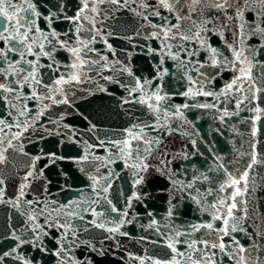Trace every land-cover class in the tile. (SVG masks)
<instances>
[{
  "label": "snow or ice",
  "instance_id": "6c2138e0",
  "mask_svg": "<svg viewBox=\"0 0 264 264\" xmlns=\"http://www.w3.org/2000/svg\"><path fill=\"white\" fill-rule=\"evenodd\" d=\"M122 11L132 13L139 21L134 35L110 30L107 22L116 20ZM58 20L69 25L67 31L54 27ZM141 34L145 41L158 42L155 48L139 45L141 50L147 47L146 54L160 58L152 79L136 76L109 43L112 38L132 44ZM212 36L220 38L221 46H213ZM100 43L105 45L103 52L96 47ZM61 52L68 53L69 63L57 58ZM169 60L172 65L165 66ZM225 71L231 72L232 78L217 89L215 84ZM90 73L119 84L127 93L121 105H140L150 117L140 120L133 116L135 122L123 130L121 139L107 141L116 149L107 162L120 159L132 171V194L125 198L122 208L117 207L108 197L116 173L108 172L99 180L89 176L91 196L95 198H87V208L75 201L58 205L41 196L27 199L26 189L32 180L43 176V169L38 167L41 156L29 157L25 152V141L31 142L32 133L39 128L48 131L42 118L54 106H71L69 93L91 81ZM171 76L185 84V90L174 95H182L191 103H169L172 97L164 92L163 83ZM100 91L106 92L107 88L101 87ZM200 97L205 100L201 102ZM192 108L213 110L225 127L232 117L250 113L241 121L251 129L247 133L248 150L238 151L233 166L240 167L235 172L224 163H216L207 170L218 173L216 177L194 172L191 179H179L175 171L169 170L172 161L161 153L163 168L157 167L156 171L171 184L166 190L168 208L160 219L147 212L148 224L140 225L156 240L141 236L136 242L165 247L171 257L162 261L148 255L147 250L143 256L129 252L127 264H264V216L256 225L249 206L255 190V178L250 181V174L257 165H264L259 139L264 130V0H76L74 12L69 11L66 0L50 6L40 0H0V165L14 161L17 154L28 157L14 198L7 196L6 177L0 169V204L10 206L23 218L18 221L23 228L9 222L0 232V240L12 242L7 249L0 247V264H38L34 256L24 252L25 247L55 257L56 264H93L91 256L77 257L75 250L87 248L103 256L107 242L119 249L121 237L132 239L125 229L137 220L132 212L134 202L143 199L139 188L152 167L148 157L163 145L165 132L172 135L176 131L173 122L190 123L185 110ZM63 119L61 115L48 122L59 125ZM105 143L101 140L97 146L104 147ZM191 145L199 151L197 140L192 139ZM245 156L248 162L241 165ZM59 158L53 153L50 159L54 162ZM93 159L103 158L86 151L77 163H91ZM183 159H188L187 152ZM214 160L222 158L215 156ZM206 183L209 187L204 188ZM44 192L48 193L47 187ZM185 199H190L207 218L180 226L173 223L179 207L174 201ZM76 207L82 211L76 212ZM85 213L91 219H86ZM250 219L255 225L252 230L246 226ZM93 229L104 234L99 241L95 236L87 238ZM241 235L249 237L251 244L241 243ZM46 238L54 240V247L47 246Z\"/></svg>",
  "mask_w": 264,
  "mask_h": 264
},
{
  "label": "water",
  "instance_id": "95a60500",
  "mask_svg": "<svg viewBox=\"0 0 264 264\" xmlns=\"http://www.w3.org/2000/svg\"><path fill=\"white\" fill-rule=\"evenodd\" d=\"M40 2L50 6L57 3V0H40ZM66 2L69 5V11L74 12L76 0H66ZM52 10L55 11V9ZM44 11H47V8ZM107 23L110 30H115L120 35H134L133 30L138 26L139 21L132 13L122 11L117 14L116 20H109ZM40 24L41 27L45 26L42 21ZM54 27L57 30L67 31L69 25L58 20ZM210 42L213 46H221L218 36H212ZM109 43L117 50L119 58L129 64L136 76L148 79L154 77L155 65L159 63L160 58L146 54L147 47L141 50L139 45H150L155 48L158 47V42L145 41L141 34L139 37H134L132 44L122 39L112 38H109ZM96 47L102 52L105 51L103 43L97 44ZM129 52L131 53L130 59ZM108 55L110 59H114L111 57V53ZM57 58L64 63L70 62L66 52L59 53ZM169 65H172L170 60L165 66ZM108 74L115 75L117 79H127L126 76L120 77L118 73ZM256 74H259L258 71ZM89 75L92 76L91 81L76 86L69 93L71 106H54L48 116L42 118L44 128H47L48 131L45 132L43 128H39L32 133L31 142L25 141V152L29 157L41 156L38 167L43 169V176L40 179L32 180L29 188L26 189L27 199L41 196L48 200H55L58 205L75 201L77 205L83 204V207L87 208V198L91 196L90 186L92 184L89 176H96L99 180L102 175H106L108 172L116 173L112 177V188L109 190L108 197L117 207L122 208L125 198L132 194V171L126 169L120 159H116L114 163L107 162L108 156L116 153V149L107 141L121 139L123 130L135 122L133 116L140 120L150 119V117H146L140 105H121V99L127 93L119 84L108 83L95 76L94 73ZM231 78L232 73L225 71L223 77L216 82L215 87L219 89ZM101 87H106L107 91H100ZM163 87L164 92L172 97L169 101L170 104L175 106L186 102L191 103V101H186L182 95H174L178 91L185 90V84L179 82L175 76L165 77ZM199 99L201 102L205 100L204 97ZM61 115L64 119L59 121V125L48 122L49 118L58 120ZM249 115L248 112H241L239 116L232 117L228 126L225 127L220 124L218 114L213 110L202 108L185 110V117L190 123L173 122L172 127L176 131L172 135L165 132L163 145L148 157V163L152 167L145 174V183L139 188L143 199L140 202H134L132 212V215L137 216V220L133 224L127 225L125 229L130 233L132 239L121 237L123 244L119 249L113 242H107L106 254L103 256L90 253L87 248L76 249V256L80 258L91 256L93 264H127V253L143 256L147 250L148 255L159 257L162 261L170 259L171 254L167 248L145 241L136 242L141 236H146L149 240H156L150 231H143L140 225L148 224L147 212L151 211L157 219H160L166 214L168 208L167 202L170 197L166 190L171 188V184L165 176L156 171L157 167L163 168V165L160 164L161 153H166V159L172 161L168 166L169 170L175 171L179 179H191L194 172L196 174L205 172L210 177H216L218 173L207 172L209 167H215L216 163H224L235 172L236 167H240V165L233 166V161L238 158V151L248 150L250 137L247 133L251 129L248 124L241 121ZM93 125H95L94 129ZM192 139L198 141V152L191 145ZM259 139L261 140L260 149L264 151V130H262ZM101 140L106 142L104 147L97 146ZM88 145L93 147L88 148ZM86 151L91 152L93 157L103 159H93L91 163L78 164L77 161L85 155ZM185 152L188 153V159H183ZM53 153L60 157L54 162L50 159ZM177 156L180 158L173 159ZM215 156L221 157L222 160L215 161ZM247 162L246 156L241 159V165ZM27 163L28 157H21L17 154L14 161L0 165V169H3L2 174L6 177V190L9 198L15 197L21 178L25 174ZM252 177L255 178V190L250 196L249 206L252 209L251 214L255 219V224L258 225L260 217L264 216V165H257L255 172L250 174V181ZM45 187L48 190L47 194L44 192ZM203 187L207 188L209 185L206 183ZM91 198L95 197L91 196ZM174 203L179 205L173 219V223L177 226L207 218L201 216L200 212L196 210V205L190 199L176 200ZM74 210L80 212L82 208L76 207ZM85 216L86 219H91L87 213ZM9 217H11V221H9ZM22 220L23 218L13 208L0 204V232L5 230L9 222L15 224L17 228H23L22 222H18ZM246 226L250 227V230L255 228L251 219ZM52 231L55 233L54 229ZM102 235L104 234L98 229H93L91 233L87 234V238L95 236L99 241ZM239 238L245 246L251 244L249 237L241 235ZM10 243L12 242L0 240V247L7 249ZM45 243L49 248L54 247V240L51 238H46ZM24 252L34 256L38 264H56L55 257L42 254L30 247H25ZM226 264H231V262L226 261Z\"/></svg>",
  "mask_w": 264,
  "mask_h": 264
}]
</instances>
